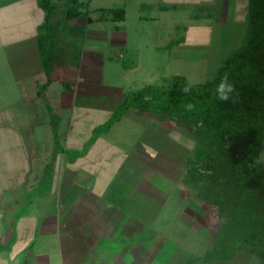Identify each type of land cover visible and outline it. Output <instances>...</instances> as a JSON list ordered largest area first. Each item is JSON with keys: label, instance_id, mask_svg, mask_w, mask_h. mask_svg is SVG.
Instances as JSON below:
<instances>
[{"label": "crops", "instance_id": "obj_1", "mask_svg": "<svg viewBox=\"0 0 264 264\" xmlns=\"http://www.w3.org/2000/svg\"><path fill=\"white\" fill-rule=\"evenodd\" d=\"M0 5V174L7 181L6 186H17L26 175L23 189H10L13 198L8 203L10 208L24 207L26 212H20L22 216L8 212L6 217L15 223L14 232L0 223V264H253L254 256L259 264H264L263 259L244 249L231 257L217 258L209 256L213 249L201 253L203 242L197 241L200 250L191 247L192 232L188 229L194 226L199 229L200 219L215 212L213 208L209 211L200 195L194 193L197 187L188 176L195 141L187 131L160 120L159 129L179 132L193 144L172 155L154 149L150 141L141 139L137 126L131 128L134 132L128 136L118 127L128 115L150 127L158 120L153 113L130 107L102 129L86 148L95 130L110 120L126 93L121 88L99 83L101 88L93 94L97 82H83L82 68H78L75 80L58 79L59 87L68 88L54 96V101L62 107L56 111L60 117L58 129L66 128V131L60 134L63 136L56 156L52 157L53 146L45 148L52 152L50 160L56 157L48 165L53 168L51 187L42 189L41 197L32 196L31 192L40 190L37 187L34 190V180L43 181L46 175L39 173L40 165L35 159L26 160V152L17 153V148L8 144L4 135L12 134L14 144L18 145L15 102L7 97L13 90L18 98L20 78L23 71L27 73L20 70L27 57L17 56L36 52L39 64L45 69L39 37L46 14L38 0H0ZM78 19H71L70 25L82 24L75 22ZM27 42L31 43L27 45ZM58 48L54 52V67ZM14 65L20 67V75ZM30 76L35 75L30 73ZM107 91L113 93L107 96V101L98 100L99 94ZM103 101L109 106L102 109L98 121L94 120L92 111L98 107L89 105ZM13 169L15 178L10 179L9 171ZM6 186H0V195L7 194L3 191ZM206 222L207 236L214 232L209 240V245L214 247V222L211 219Z\"/></svg>", "mask_w": 264, "mask_h": 264}, {"label": "rangeland", "instance_id": "obj_2", "mask_svg": "<svg viewBox=\"0 0 264 264\" xmlns=\"http://www.w3.org/2000/svg\"><path fill=\"white\" fill-rule=\"evenodd\" d=\"M247 4L248 0H90L88 9L90 10L89 15L93 18L102 15L101 8L121 7L126 10L125 19L119 22L108 19L86 23V18L82 17L75 21L82 24L69 26H66L62 21L56 39L57 48L60 46L56 50L58 60L55 62L56 66L52 72L41 67V63L39 64L38 61L39 55L36 52L17 56L19 58L27 57L28 61L26 60L20 69L27 70V73L23 71L21 82L18 79L21 83L17 87L18 98L14 96L13 90L12 94L10 93L7 97L10 101L15 102L14 107L19 122L18 145L14 144L15 139L11 136L12 134L4 135L7 138V143L16 147V152L19 154L26 152V160L35 159L40 165L39 173L47 177L45 171L56 157L50 160L52 152L48 153L45 148L49 145L53 146L55 153L52 157L56 156L61 136H63L60 134L66 131V128L58 129L60 117L56 111L58 112L62 107L58 106L60 102L54 101L56 98L54 96H58V93L65 88L61 85L58 86V79L75 80L78 68H82L83 82L86 80L97 82V85L92 89L93 94L101 88L100 84L102 83L114 86V88H121L127 93L139 91L147 85L163 86L174 75L185 76L193 83L205 82L212 79L223 61L244 44L248 30ZM57 11V14L53 15V19L63 17L64 8ZM30 43L27 42V45ZM7 53L11 56L10 51ZM119 54H123L124 58H120ZM2 61L8 60L3 59ZM14 67L17 70L20 68L17 65ZM38 70L43 72L40 73ZM20 72L18 70L17 74L20 75ZM29 72L35 76L31 78ZM5 73L9 77V72L6 69ZM65 89H68L67 86ZM42 94H45L46 97L44 98ZM112 94V91L103 92L99 94L98 100L99 98L106 100L107 96ZM96 103L92 102L89 106L98 107L92 111L94 120L98 121L103 115L102 109L108 104L104 101ZM54 114L56 116H53ZM159 121L158 118L157 123H152L150 127L143 122L133 120L128 115L118 127L122 128L128 136L134 132V129L131 128L137 126L142 140L150 141L155 147L154 149H160L171 155L172 152L176 153L178 150L185 151L193 144L188 137H181L179 132H172L164 127L159 129V126L160 128L162 126L159 125ZM161 122L191 134L185 127L177 125L174 121L161 120ZM58 133L60 136L57 135ZM131 136L133 135L131 134ZM261 152H264V140ZM45 162H47L45 165L47 167H42ZM15 172V169L9 171L10 179L15 178ZM19 172L21 173V170L18 171V176H20ZM2 175L0 174V186H6L7 181L4 182ZM45 177L43 181L46 179ZM24 178L25 180L17 182V186L12 184V186L3 187V191L7 194L0 195V223L3 226L5 224L4 227L11 228L12 230L6 229L11 232L15 230V223L9 219L10 217L7 218L8 212L20 216L26 210L21 206L17 208L11 206L10 208L8 203L11 200L9 198H13V192H10V189H23L26 184V175ZM45 181L34 180V190L36 187L42 188ZM38 190L33 191L34 193L31 192L35 198L41 197L44 193V190ZM194 193L199 194L198 189L194 190ZM33 198L29 200L31 201ZM202 202L205 203L204 206L209 211L212 210L213 205L209 201L203 199ZM15 214L12 215L15 216L14 218H16ZM204 219H200L199 229L196 226L188 229L192 232L189 237L192 248L200 250L197 241L203 242L201 253L207 248L210 250L214 248L212 244L209 245V240L213 238L214 232L210 231L211 236H207L206 221L211 219L214 222V224L211 223L215 228L213 230L216 231L221 220L210 212L205 215ZM204 225L206 226L204 227ZM214 251L216 256H213L221 258L223 252L221 247L215 248ZM251 261L253 264H259V259L255 256Z\"/></svg>", "mask_w": 264, "mask_h": 264}, {"label": "trees", "instance_id": "obj_3", "mask_svg": "<svg viewBox=\"0 0 264 264\" xmlns=\"http://www.w3.org/2000/svg\"><path fill=\"white\" fill-rule=\"evenodd\" d=\"M89 3L90 0H38L46 14L39 37L46 70H54L56 39L62 21L69 26L74 18L85 17L86 23L125 19L126 10L121 7L101 8L102 15L93 18L89 15ZM62 7L63 17L53 19ZM247 8L245 42L223 61L212 79L193 83L185 76L174 75L163 86L147 85L139 91L127 92L110 120L95 130L86 148L102 129L130 107L185 127L195 141L188 176L200 197L213 205L215 215L221 219L213 251L221 247V258H228L244 249L264 260V166L248 167L261 153L264 140V0H248ZM225 73L238 93L235 101L227 103L218 101L214 94ZM188 84L192 90L184 93ZM187 103H194L196 109L186 111ZM52 169L51 166L46 169V181L40 189L51 187ZM213 251L209 256H216Z\"/></svg>", "mask_w": 264, "mask_h": 264}, {"label": "clouds", "instance_id": "obj_4", "mask_svg": "<svg viewBox=\"0 0 264 264\" xmlns=\"http://www.w3.org/2000/svg\"><path fill=\"white\" fill-rule=\"evenodd\" d=\"M192 90V85L188 84L183 88L184 93H190ZM215 98L220 102H230L235 101L238 96L236 87L233 83L230 82L229 76L225 73L219 80V82L215 86L214 90ZM184 108L188 112H192L196 109V105L194 103H187L184 105ZM261 165H264V152L259 153V155L255 156L251 163L248 164L250 169L259 168Z\"/></svg>", "mask_w": 264, "mask_h": 264}]
</instances>
